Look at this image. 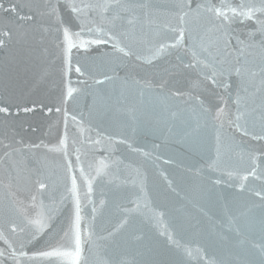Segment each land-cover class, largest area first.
Wrapping results in <instances>:
<instances>
[{
	"label": "water",
	"instance_id": "obj_1",
	"mask_svg": "<svg viewBox=\"0 0 264 264\" xmlns=\"http://www.w3.org/2000/svg\"><path fill=\"white\" fill-rule=\"evenodd\" d=\"M3 2L8 7L10 0ZM27 2L38 3L39 0ZM139 2L156 6L151 16L145 17L143 10L138 13L140 20L132 42L135 49L144 54L148 42L156 43L166 38L164 25L176 23L171 6L177 0ZM8 18L16 20L11 13ZM3 19L0 16V30ZM192 23L195 27L196 22ZM157 31L160 37L155 36ZM93 49L87 54L74 49L73 70L65 76L53 36L39 25H24L19 31L14 29L11 38H5V46L0 47V106L10 109V115L0 114V230L17 249L25 243L29 255L46 244L67 245L64 232L74 221L75 199L68 189L72 186L71 177L75 176L85 240L82 264H102L104 259L121 258L135 259L137 264H175L177 261L196 264L197 247L202 248V254L206 253L209 259L225 256L258 261V253L252 254L256 250L251 249L247 240L244 245L235 246L243 237H237L234 229L255 219L257 223L252 232L245 234L248 239L260 242L261 209L256 206L261 201L247 189H260L262 183L249 177L246 189H239V176L251 167H256L257 175L264 176V140L252 138L264 134L259 101L247 107L249 135L225 123L220 129L218 143L215 122L202 115L194 101L186 104L170 98L167 89L161 92L155 87L163 75L162 69L167 66L165 61L153 66L125 61L136 65L130 70L114 62V57L102 55L112 52L110 45L93 46ZM255 55L258 60L260 53ZM168 62L174 63V57L168 58ZM77 63L82 66L83 76L74 70ZM133 77L142 81L152 79L153 87L136 84ZM97 80L104 82L97 84ZM69 81L77 91L65 105L62 101ZM34 104V112L21 110L16 114L18 106L22 109ZM48 107L53 109L51 113L46 111ZM56 107H60L61 112L57 113ZM65 107L69 113L67 158L63 150H49L60 148L65 134ZM229 107L235 111L233 105ZM72 116H76L75 121ZM97 139L100 144L93 143ZM17 140L23 143H15ZM120 140L128 143H119ZM8 143L21 151L5 157L8 149L3 145ZM33 144L41 147H25ZM129 144L138 151H132ZM144 152L149 155L145 156ZM253 153L255 165L251 159ZM101 162L107 167L97 175ZM228 172L236 175L229 178ZM85 177L92 180L91 194L87 193ZM216 179L221 183H213ZM37 180L47 185L43 192L37 191ZM32 195L37 196L36 207L31 206ZM89 196L93 203H89ZM137 198L140 213L130 216L128 225L110 240H99L124 216L117 205L133 207L131 201ZM41 200L44 211L53 217L52 235L45 231L39 243L27 244L32 228L26 226L25 216L34 218L40 211ZM101 200L105 201L103 206ZM93 206L98 209L95 220L92 219ZM161 211L164 215L158 217ZM229 217L234 218L235 224L229 222ZM12 222L18 226L16 233L10 231ZM21 227L25 228L24 232L19 231ZM89 228L94 233L92 242L87 241ZM165 230L189 248L193 256H187L183 248L177 249L166 236L160 235ZM136 235L142 239H132ZM221 236L227 240H221ZM122 238L127 244L116 248L114 242H121ZM6 247L0 240V249ZM243 250H248L249 254ZM22 264H47V261L22 258Z\"/></svg>",
	"mask_w": 264,
	"mask_h": 264
},
{
	"label": "snow or ice",
	"instance_id": "obj_2",
	"mask_svg": "<svg viewBox=\"0 0 264 264\" xmlns=\"http://www.w3.org/2000/svg\"><path fill=\"white\" fill-rule=\"evenodd\" d=\"M156 6L148 3L139 2V0H39L38 3H29L27 0L19 2H9L5 7L3 0H0V16H3V29L0 30V47L5 46V38H11L13 30H20L24 25H39L43 27L45 33H49L55 40V47L63 61V71L65 76L73 70L72 53L73 50L90 53L93 46L110 45L111 53H102L104 56L114 57V62L123 64L124 67L134 70L135 64H127L125 61H135L149 66L155 65L159 61H165L167 66L162 69L163 75L160 82L155 84L161 92L167 89L170 98L183 100L186 104L195 102L199 112L206 117H210L215 122L217 128L216 139L219 143L222 129L227 123L229 127L242 132L243 135H249L247 131V107L249 104H257L261 111V120L264 122V0H177L172 8V16L176 23L164 25L166 38L160 39L156 43H147L145 53L137 51L132 42L136 26L139 23V10H143L145 17L153 14ZM27 9V12H24ZM9 13L16 16L12 21L8 18ZM193 21L196 22L195 27ZM46 25V26H45ZM161 33L157 31L156 37ZM259 52V58L255 53ZM174 57L175 62H168V58ZM77 74L83 76L80 63L74 67ZM258 78V79H257ZM105 79H111L105 77ZM103 80H97V84H102ZM127 82V81H125ZM133 82L143 84L144 87H153V80H140L133 77ZM77 91L71 87L70 81L66 83V93L63 97V104ZM257 94H259L257 96ZM230 105L235 107V111L230 110ZM43 107V105L41 106ZM36 105L32 107L18 106L16 114L22 110L25 113L34 112ZM195 110V108L193 109ZM51 113L53 109H46ZM57 113L61 112L60 107H56ZM0 114L10 115V109L7 106H0ZM176 115V113H173ZM69 113L64 108V126L65 134L60 140V148H52L50 151L63 150L67 158V120ZM73 121L76 116H72ZM244 121V123H241ZM264 132V127H262ZM253 139L264 140V134L253 135ZM2 143V142H0ZM17 144L23 143L20 140ZM100 144L99 139L93 141ZM119 143H128L126 140H120ZM132 151H138L128 145ZM8 149L4 152L5 157H9L13 152H20V148H14L11 143L4 144ZM27 148H39L40 144L25 145ZM45 147H47L45 145ZM77 150L76 160L79 163L80 156ZM145 156L149 153L144 152ZM264 154V153H262ZM252 164L255 165L256 156L251 154ZM167 162V161H166ZM107 165L101 162L97 169V175ZM213 167V165H210ZM68 170L71 173L72 164L68 162ZM81 175H84L83 168L80 169ZM236 173L228 172L227 176L232 178ZM249 177L261 181L260 189L248 188L254 196L259 197L261 204L257 205L261 209L258 220L259 240L248 239L245 234L251 233L257 221L255 219L247 221L243 227H236L235 235L243 237L236 243V247L244 245L245 241L250 244L252 250H256L253 255L258 253L259 260L247 259L240 260L221 256L219 259H209L200 247L196 248V264H264V176L257 175L256 167L253 166L246 174L239 176V189L244 191ZM87 183V193H92V180L85 177ZM37 191L43 192L47 185L37 180ZM220 184L221 180L213 181ZM71 188L68 189L74 196V221L71 228L64 232V238L68 244H46V247L36 250L29 255L25 251L26 244L21 243L17 249L13 243L0 230V240L7 245L6 249H0V264H22V258L34 260L40 258L47 261V264H82L84 260V243L81 231V202L77 195V184L75 176L71 177ZM171 186V182L169 181ZM143 191V188H141ZM146 195V193H145ZM37 196H31V206L36 207ZM89 203H93L89 196ZM133 207L118 208L124 213L119 223L108 231L106 236H100L102 241L110 240L117 233H120L129 223V217L140 213V204L137 200L131 201ZM105 204L104 200L100 205ZM40 211L34 218L25 216L26 226H31L32 232L27 244L40 242V237L45 231L52 235L53 217L44 211L43 200L39 204ZM92 219L95 220L98 211L96 206L92 209ZM161 211L157 213L158 217H163ZM229 222L235 224L234 218L229 217ZM10 231L16 233L18 226L15 222L10 223ZM24 232L25 228H19ZM93 231L91 228L87 231V241L92 242ZM166 236L168 242L177 249L183 248L187 256L192 257L193 252L186 246H182L180 241L174 238V235L167 230L160 233ZM132 239L140 240L141 236H133ZM221 240H227L221 236ZM116 248L127 244V240L122 238L121 242H114ZM249 254L248 250H243ZM139 254V253H138ZM230 255V253H229ZM86 264V262H85ZM102 264H137L135 259H104ZM182 264V262H175Z\"/></svg>",
	"mask_w": 264,
	"mask_h": 264
}]
</instances>
